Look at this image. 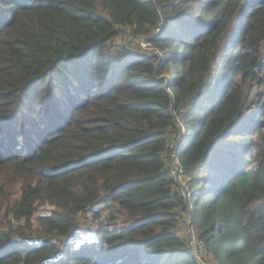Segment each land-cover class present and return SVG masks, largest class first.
Segmentation results:
<instances>
[{"label":"trees","instance_id":"obj_1","mask_svg":"<svg viewBox=\"0 0 264 264\" xmlns=\"http://www.w3.org/2000/svg\"><path fill=\"white\" fill-rule=\"evenodd\" d=\"M263 52L264 0H0V264H264Z\"/></svg>","mask_w":264,"mask_h":264},{"label":"rangeland","instance_id":"obj_2","mask_svg":"<svg viewBox=\"0 0 264 264\" xmlns=\"http://www.w3.org/2000/svg\"><path fill=\"white\" fill-rule=\"evenodd\" d=\"M129 31H132V29H124L122 33H120L116 38H115V41L113 42L114 44H123V43H126L128 44L130 47L132 48H135L137 46H140V50H145V51H156L155 48H153V46L150 44L149 46L147 45L146 42L140 40L139 38H136L135 36H129ZM264 54V52H263ZM228 66V74L230 73V78H233L235 73H234V70L231 69V61H229V63L226 65ZM235 81H240V78H236ZM263 91V95H262V99L264 101V88L262 89ZM177 136V135H176ZM175 136V138H176ZM176 140V139H175ZM172 155V154H171ZM171 159H172V156H171ZM48 207H50L48 204H43L40 208L42 210H45L47 209ZM180 232L182 234H188L189 237L192 239V245L195 249V251L197 252L198 254V261L200 262H203L204 264H210L207 260V258L205 257V253L202 251V248H203V242L200 243L201 244V247L199 249H197L195 247V242L196 241H199V238L196 237L197 235V229L195 227H190L189 224H187V220H183V218H180ZM205 258V259H204Z\"/></svg>","mask_w":264,"mask_h":264},{"label":"built area","instance_id":"obj_3","mask_svg":"<svg viewBox=\"0 0 264 264\" xmlns=\"http://www.w3.org/2000/svg\"><path fill=\"white\" fill-rule=\"evenodd\" d=\"M142 41H144V42H146L147 43V45L149 46L150 45V42L149 41H147L146 39H142ZM153 46V45H152ZM153 48H154V46H153ZM177 162H178V160H177V156L173 153L172 154V168H175V167H178L177 166ZM176 170H174L173 172H175ZM175 175H177V174H175ZM200 243H202V240L201 239H199V241H196L195 242V247L197 248V249H199L200 247H201V244ZM194 248V247H193ZM202 264H204L203 262H201Z\"/></svg>","mask_w":264,"mask_h":264}]
</instances>
